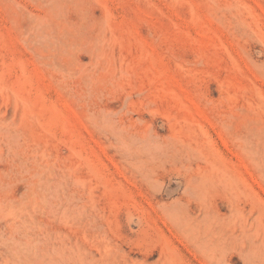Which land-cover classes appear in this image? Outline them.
I'll use <instances>...</instances> for the list:
<instances>
[{
  "label": "rangeland",
  "instance_id": "1",
  "mask_svg": "<svg viewBox=\"0 0 264 264\" xmlns=\"http://www.w3.org/2000/svg\"><path fill=\"white\" fill-rule=\"evenodd\" d=\"M0 264H264V0H0Z\"/></svg>",
  "mask_w": 264,
  "mask_h": 264
}]
</instances>
